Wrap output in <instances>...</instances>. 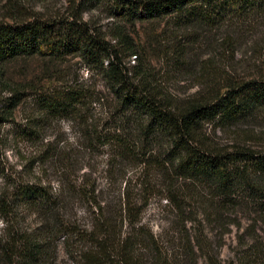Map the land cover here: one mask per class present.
Returning <instances> with one entry per match:
<instances>
[{"label": "trees", "instance_id": "trees-1", "mask_svg": "<svg viewBox=\"0 0 264 264\" xmlns=\"http://www.w3.org/2000/svg\"><path fill=\"white\" fill-rule=\"evenodd\" d=\"M95 2L106 6L122 29L123 25L164 23L168 43L157 55L174 70L186 62L188 46L200 34L224 26L242 29L264 16V0ZM84 3L74 5L71 15L64 18L26 14L9 1L0 18V91L8 94L0 98V126L27 100L37 117L30 119L31 126L17 130L22 136L35 135L40 119L77 120L87 148H108L111 165L117 160L121 164L137 161L141 177L133 187L138 194L129 191L130 182L123 188L109 183L103 191L90 181L66 179L59 181L55 192L41 185L20 184L13 193L15 201L41 214L43 223L52 220V226L43 224L32 233L12 231L2 256L10 264H37L52 234L53 264L60 239L66 255L63 264H197L198 250L209 264H219L199 238L207 240L202 223L224 228L229 222L226 217H231L240 226L236 214L244 212L253 215L255 225H264V151L238 144L217 147L205 125L232 127L264 113V79H231L217 89L208 84L204 94L180 99L153 77L145 55L120 27L114 37L121 51L83 21L79 11ZM124 53L136 62L130 69L124 65ZM68 56L81 58L97 71L112 95V112L101 125L91 123L88 115L93 104L102 105L98 96L102 92L91 86L59 79L57 84L39 85L4 78V67L19 60L39 58L48 64ZM60 162H65L64 156ZM156 194L181 219L170 235L156 234L142 223L147 200ZM78 204L86 209L84 223L75 212ZM187 206L191 209L186 213ZM193 222L199 226L198 236L187 229Z\"/></svg>", "mask_w": 264, "mask_h": 264}, {"label": "rangeland", "instance_id": "rangeland-1", "mask_svg": "<svg viewBox=\"0 0 264 264\" xmlns=\"http://www.w3.org/2000/svg\"><path fill=\"white\" fill-rule=\"evenodd\" d=\"M9 1H15L19 10L26 14L40 12L46 17L65 18L71 15L73 6L81 0H0V18L8 8ZM92 1L84 0V7L79 11L82 20L88 22L94 31L104 35L112 47L121 51L123 47L114 35L117 27L122 25L106 6ZM123 27L120 29L133 39L145 55L146 65L153 77L180 99L204 94L208 84L217 89L231 79L237 82L264 79V16L244 25L242 29L224 26L218 31L200 34L198 41L188 46L190 54L186 55V62L178 70L165 65L157 55L158 49H163L168 43V29L164 23L144 22L136 24L134 28L129 25ZM180 41L187 43L182 36ZM122 57L128 69L136 64L133 57L126 53ZM46 63L39 58L19 60L4 67V78L21 83L35 81L39 85L50 82L52 85L57 84L59 79L65 83L91 86L93 90L102 92L98 95L102 105H92L88 113L90 121L101 125L108 120L114 100L97 71L75 56ZM6 97L8 94L0 91V98ZM34 109L31 100L24 101L0 126V264H10L2 256L1 249L8 243L12 231L32 233L45 224L41 214L15 201L13 193L16 186L41 185L51 192L53 188L55 192L59 181L70 179L90 181L98 185V189L106 191L109 183L116 182V187L120 185L123 188L126 182H130L129 191H132L133 196L138 194L137 188L133 187L134 182L141 177L137 161L121 164L117 160L111 165L113 158L108 148H87L82 127L77 120L40 119L35 135L28 137L18 133V129L32 125L30 119L37 117ZM205 129L217 147L229 148L238 144L264 151V113L232 127L206 124ZM62 156L64 163L60 162ZM161 197L156 194L148 198L141 218L142 223L154 233L164 236L166 233L170 235L181 219L177 217L173 206ZM190 209L187 206L186 213ZM75 212L81 223H84L87 217L85 207L78 204ZM236 215L240 219V226L233 224L231 217H226V222H229L224 228L202 223V232L207 240L199 238L203 245L210 247L212 256L219 264H264V225H255L251 221V214L237 212ZM51 221L45 226H52ZM198 227L197 222L187 224L190 235L198 236ZM62 242V239L56 242V264L66 261ZM44 249L46 253L37 264H53L52 234ZM197 253V264H209L200 250ZM13 260V263L17 262Z\"/></svg>", "mask_w": 264, "mask_h": 264}]
</instances>
